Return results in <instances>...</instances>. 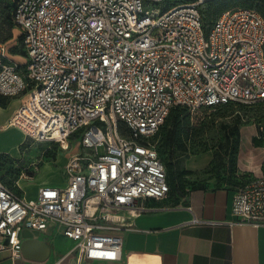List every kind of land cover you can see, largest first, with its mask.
<instances>
[{"label":"built area","instance_id":"1","mask_svg":"<svg viewBox=\"0 0 264 264\" xmlns=\"http://www.w3.org/2000/svg\"><path fill=\"white\" fill-rule=\"evenodd\" d=\"M209 1L11 0L26 63L0 41V96L21 99L8 125L72 153L66 183L34 197L0 175V250L20 259L22 231L53 225L74 242L54 264H162L124 248L134 218L170 204L160 128L176 107L264 103V17L237 6L206 25ZM231 212L264 226V173Z\"/></svg>","mask_w":264,"mask_h":264},{"label":"rangeland","instance_id":"2","mask_svg":"<svg viewBox=\"0 0 264 264\" xmlns=\"http://www.w3.org/2000/svg\"><path fill=\"white\" fill-rule=\"evenodd\" d=\"M230 1L233 2L230 8L251 7L264 17V0H227ZM5 2L6 0H0L3 14H7L4 8ZM222 4L223 0H211L205 5L203 11L207 22L218 17V10ZM0 36H11L5 41L10 52L15 54V59L23 64L26 63L19 30L7 25ZM190 112L193 128L206 127L207 131L200 137L191 133L185 140L183 149L186 153L180 156V163L174 168L176 182L171 188L169 198L189 194L195 190L234 191L264 173V130H261L264 129V103L249 106L232 104ZM211 119L215 120L214 127L209 124ZM3 134L4 140L8 143L22 139L20 133L8 128ZM164 136L161 127L154 138L160 148ZM237 140L238 146L235 145ZM13 151L17 155V151ZM99 151L103 153L102 148ZM19 153V156L12 158L0 154V175L9 185L14 184L15 180L20 181L28 197L36 194L39 182L46 181L45 168L52 167L53 173L49 179L54 182L66 178L64 168L69 153L72 152H65L57 145L25 137L19 147ZM163 157L165 161L168 160L167 155ZM42 186H55V184L44 183ZM55 244L59 248L62 247L58 239Z\"/></svg>","mask_w":264,"mask_h":264},{"label":"crops","instance_id":"3","mask_svg":"<svg viewBox=\"0 0 264 264\" xmlns=\"http://www.w3.org/2000/svg\"><path fill=\"white\" fill-rule=\"evenodd\" d=\"M21 103L20 98L0 96V154L19 156V147L26 137L8 123ZM21 134V140L8 143L3 131ZM13 150L17 151V155ZM46 181L37 184L64 185L50 180L51 166L44 169ZM37 194V192H36ZM35 194V195H36ZM30 196V197H34ZM233 191L229 189L195 190L184 196L169 198L165 209L141 214L132 220L134 230L124 233V248L131 252L160 255L162 264H264V226L230 225ZM22 241L45 242L50 254L43 258L38 243L32 253L20 259L7 250H0V264H54L69 251L74 242L61 228L49 226L46 231L24 229ZM60 240L62 247L55 244Z\"/></svg>","mask_w":264,"mask_h":264},{"label":"trees","instance_id":"4","mask_svg":"<svg viewBox=\"0 0 264 264\" xmlns=\"http://www.w3.org/2000/svg\"><path fill=\"white\" fill-rule=\"evenodd\" d=\"M233 4V2H227V0H223V4L221 8L218 10L219 15L224 12L225 10H228L230 6ZM237 7V6H236ZM247 7V6H245ZM4 8L6 10L7 14L1 13V7H0V33L5 31V26L9 25L10 27H14L12 18H11V0H6ZM218 15V16H219ZM204 16V11H203ZM218 17H216L213 21L207 22L204 21L206 25L212 24ZM11 36H0V41L5 42L6 40H9ZM6 43V42H5ZM23 50V48H22ZM232 105V104H229ZM236 105V104H235ZM227 106V105H225ZM222 107V106H221ZM219 108V107H218ZM205 109H212V108H205ZM215 120L211 119L209 124L214 127ZM192 113L187 109L183 107H176L174 108L170 115L168 116L166 122L163 124L162 129L164 133V138L162 140V148L159 146V154L162 157L164 164L166 166V172H167V180L170 185V191L171 188L175 185V166L180 163V156L186 153V150L183 149V144L185 143V140L188 139V136L192 133L194 136H202L205 131H207L206 127H202L199 129L193 128L192 126ZM205 125V124H204ZM203 145V144H201ZM236 146L239 145L238 140L235 143ZM164 155L168 156V160L165 161ZM237 190V189H236ZM234 190V191H236ZM233 191V192H234ZM186 194L178 195V196H184Z\"/></svg>","mask_w":264,"mask_h":264},{"label":"water","instance_id":"5","mask_svg":"<svg viewBox=\"0 0 264 264\" xmlns=\"http://www.w3.org/2000/svg\"><path fill=\"white\" fill-rule=\"evenodd\" d=\"M38 243V246L41 248V255L43 258H46L50 254V247L45 242L35 241V240H26L22 243V251L26 255L32 253V246Z\"/></svg>","mask_w":264,"mask_h":264}]
</instances>
